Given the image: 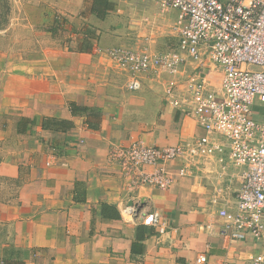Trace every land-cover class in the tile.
<instances>
[{"label":"crops","instance_id":"0c3cea01","mask_svg":"<svg viewBox=\"0 0 264 264\" xmlns=\"http://www.w3.org/2000/svg\"><path fill=\"white\" fill-rule=\"evenodd\" d=\"M110 1L115 8L103 20L91 12L93 0L7 1L0 40H26L37 51L12 41L0 47V181L11 185L0 199V264H197L199 255L207 256L204 264H252L264 256V236L231 241L220 234L217 211L236 209L243 181L228 149L168 190L130 189L110 158L113 149L138 141L169 147L205 135L165 101L168 76L146 74L141 90L131 92L129 74L103 54L146 43L154 52L177 51L172 28L179 12H162L154 0ZM163 40L175 41L177 50L161 51ZM71 103L97 111L73 116ZM22 118L34 122L23 134ZM48 118L74 128L43 130ZM104 204L120 218L104 216ZM150 212L163 217L164 233L141 223Z\"/></svg>","mask_w":264,"mask_h":264},{"label":"built area","instance_id":"2783aa9c","mask_svg":"<svg viewBox=\"0 0 264 264\" xmlns=\"http://www.w3.org/2000/svg\"><path fill=\"white\" fill-rule=\"evenodd\" d=\"M154 2L162 12H179L172 28L178 50L158 53L146 43L109 48L103 54L129 74L131 92L141 90L146 74L168 76L165 101L193 118L205 135L169 147L138 141L113 149L110 158L120 166L130 189L168 190L176 180L193 177L201 161L228 149L229 162L243 181L236 209L223 206L217 211L223 220L220 234L231 241L247 234L260 240L264 236V0ZM174 162L181 165L172 171ZM141 223L161 234L166 229L158 212L146 213ZM206 261V255H199L196 263ZM252 264H264V256Z\"/></svg>","mask_w":264,"mask_h":264},{"label":"trees","instance_id":"16d2710c","mask_svg":"<svg viewBox=\"0 0 264 264\" xmlns=\"http://www.w3.org/2000/svg\"><path fill=\"white\" fill-rule=\"evenodd\" d=\"M8 0H0V26H3L7 23V15L9 13V7H8ZM115 8V4L111 2L110 0H93L91 12L96 15L99 19L103 20L106 18V16L113 11ZM59 25H61L60 20L57 18L56 20V26L50 29L53 33H56L58 30ZM86 38H92L94 37L93 32L87 31L86 32ZM88 43L84 45V49H88ZM70 111L73 116H82L87 115L89 112L97 111L88 107H80L77 106L74 103L69 104ZM34 124L33 121H31L28 118H22L19 120L18 123V132L19 133H26L29 127H31ZM89 128L91 129H97L98 126L93 123L88 124ZM74 128V123L69 120H61V119H45L42 124L43 130H55L59 132H67ZM77 187H82L81 184H77ZM111 210L112 213H108ZM103 215L104 216H110V217H117L120 218V213L115 209L112 208L106 204L103 205ZM140 232L143 234L140 236ZM146 238L145 234V227L140 225L138 228L137 233V239L142 241ZM7 264H21V262H6ZM179 264H186L184 261H179Z\"/></svg>","mask_w":264,"mask_h":264},{"label":"rangeland","instance_id":"374dc122","mask_svg":"<svg viewBox=\"0 0 264 264\" xmlns=\"http://www.w3.org/2000/svg\"><path fill=\"white\" fill-rule=\"evenodd\" d=\"M9 41L12 40H0V47H9ZM24 41L26 40H13L12 42H16V44L20 45V49L26 48L28 51L32 50V51H37V49L33 46H31V48L29 47V45L24 46ZM137 47V46H136ZM159 48L161 49V51H167V50H177V43L174 41L173 43H170L167 40H163L162 44L159 46ZM10 183H6L5 180L0 181V199L1 198H5L9 193H11V185H9ZM17 191V189H16Z\"/></svg>","mask_w":264,"mask_h":264}]
</instances>
